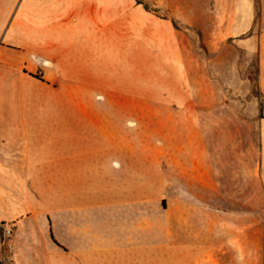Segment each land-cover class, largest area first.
Wrapping results in <instances>:
<instances>
[{
	"label": "rangeland",
	"instance_id": "374dc122",
	"mask_svg": "<svg viewBox=\"0 0 264 264\" xmlns=\"http://www.w3.org/2000/svg\"><path fill=\"white\" fill-rule=\"evenodd\" d=\"M0 51L7 110L33 97L49 111L39 142L53 148L37 165H0V264H129L139 204L159 264L165 127L170 141L224 148L230 185L244 192L246 238L204 264H264V0H0ZM117 112L150 149L144 197L117 201L110 179L64 180L68 121H83L87 141H110Z\"/></svg>",
	"mask_w": 264,
	"mask_h": 264
},
{
	"label": "crops",
	"instance_id": "0c3cea01",
	"mask_svg": "<svg viewBox=\"0 0 264 264\" xmlns=\"http://www.w3.org/2000/svg\"><path fill=\"white\" fill-rule=\"evenodd\" d=\"M6 70V58H2L0 51V85L6 80ZM34 101L33 97L22 101L28 107L26 111H9L6 94L0 92V165H37L39 151L53 149L39 142L40 118H47L48 123L49 111L46 117L40 116L33 109ZM129 117V113H114L115 131L110 141H87V134L81 130L83 121H68L62 160L64 180L69 186L71 182L110 179L111 196L117 201L145 196L152 168L150 149L134 141L126 121ZM170 140L165 127L158 163L162 207L153 226L158 239V262L204 264L211 250L216 248L220 252L232 240L246 238L244 192L239 182L235 187L230 185L224 148L196 143L185 134H175L174 140ZM138 206L140 221L135 227L141 236L131 244L132 255L128 254L127 261L150 264L151 245L156 243H151L150 214L144 206ZM64 208L70 215V200ZM253 228L256 229L255 225Z\"/></svg>",
	"mask_w": 264,
	"mask_h": 264
},
{
	"label": "bare ground",
	"instance_id": "6f19581e",
	"mask_svg": "<svg viewBox=\"0 0 264 264\" xmlns=\"http://www.w3.org/2000/svg\"><path fill=\"white\" fill-rule=\"evenodd\" d=\"M98 98L101 99V98H103V97H102L101 95H98Z\"/></svg>",
	"mask_w": 264,
	"mask_h": 264
},
{
	"label": "built area",
	"instance_id": "2783aa9c",
	"mask_svg": "<svg viewBox=\"0 0 264 264\" xmlns=\"http://www.w3.org/2000/svg\"><path fill=\"white\" fill-rule=\"evenodd\" d=\"M10 234V230H7V235H9Z\"/></svg>",
	"mask_w": 264,
	"mask_h": 264
}]
</instances>
